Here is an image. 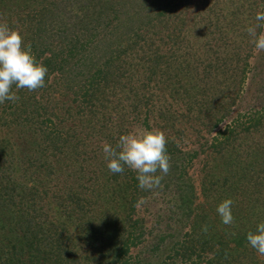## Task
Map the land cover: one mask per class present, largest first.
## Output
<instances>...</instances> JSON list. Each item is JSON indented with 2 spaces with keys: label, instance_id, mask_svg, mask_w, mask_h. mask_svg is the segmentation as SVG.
I'll return each instance as SVG.
<instances>
[{
  "label": "trees",
  "instance_id": "trees-1",
  "mask_svg": "<svg viewBox=\"0 0 264 264\" xmlns=\"http://www.w3.org/2000/svg\"><path fill=\"white\" fill-rule=\"evenodd\" d=\"M258 10L264 0H0V23L48 68L44 87L13 86L19 99L0 104V264H262L246 239L264 221V50L253 65L246 31ZM144 125L168 141L152 189L111 173L102 151ZM199 157L198 194L187 166ZM226 198L231 225L216 211Z\"/></svg>",
  "mask_w": 264,
  "mask_h": 264
},
{
  "label": "clouds",
  "instance_id": "clouds-1",
  "mask_svg": "<svg viewBox=\"0 0 264 264\" xmlns=\"http://www.w3.org/2000/svg\"><path fill=\"white\" fill-rule=\"evenodd\" d=\"M255 21L257 24L249 26L246 31L255 37V48L264 50V33L256 31L258 27H264V10L256 12ZM47 74V66L37 60L31 45L24 42L23 34L6 23H0V104L19 99L13 86L29 91L44 87ZM167 142L161 130L145 129L121 134L115 147L107 142L102 146L106 167L114 174L123 173L125 168L135 171L141 189L161 187L163 176L156 173L166 175L169 171ZM233 205L232 198L217 205V214L226 225L234 222ZM246 239L251 248L264 255V221L257 223Z\"/></svg>",
  "mask_w": 264,
  "mask_h": 264
},
{
  "label": "rangeland",
  "instance_id": "rangeland-1",
  "mask_svg": "<svg viewBox=\"0 0 264 264\" xmlns=\"http://www.w3.org/2000/svg\"><path fill=\"white\" fill-rule=\"evenodd\" d=\"M264 33V32H263ZM254 53H255V55H254V58H253V60H252V64L253 65H255L256 63V60L258 61V57H260V56H262V55H260V53H261V50H257V49H255V51H254ZM257 57V58H256ZM260 61V60H259ZM258 61V62H259ZM243 101H244V103H247L248 101H249V99L247 98V96H244V98H243ZM250 106H254V108H258L259 109V106H257L256 104H254V103H251V105H249V106H244V105H242V107L239 109V110H237V109H235L234 110V112L232 113V115H233V118L232 119H228V120H226V121H224L210 136H209V143L213 140V138L215 137V136H217V133H218V130H224L228 125H230V124H234V119H236L238 116H242L241 117V119L242 120H245L246 119V115L245 114H248V113H252V112H254L255 111V109H253V108H251V109H249V107ZM152 126H154V125H152ZM145 129H148V130H150L149 128H148V126H145L144 125V127H138V131H142V130H145ZM182 147V149H183V151H186V150H189V149H194V148H197V149H199V146H198V143H193V142H188V143H186V146H181ZM199 160H201V157H199V159H195L194 161H193V163H191V164H189L187 167H188V176L190 177V180H191V183H193L194 184V186H195V188L197 189V193L199 194L200 193V186H199V179H200V177H199V173H200V171H199V168H200V161ZM157 230V226L155 225L154 226V231H156ZM262 264H264V262H262Z\"/></svg>",
  "mask_w": 264,
  "mask_h": 264
}]
</instances>
